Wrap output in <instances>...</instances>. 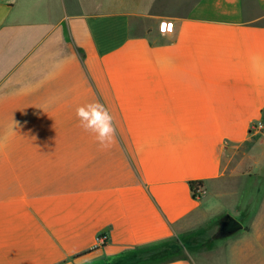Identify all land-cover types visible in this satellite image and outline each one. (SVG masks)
<instances>
[{
	"label": "crops",
	"instance_id": "obj_1",
	"mask_svg": "<svg viewBox=\"0 0 264 264\" xmlns=\"http://www.w3.org/2000/svg\"><path fill=\"white\" fill-rule=\"evenodd\" d=\"M260 124L264 0H0V264L112 261L226 216L247 224L203 264H264Z\"/></svg>",
	"mask_w": 264,
	"mask_h": 264
},
{
	"label": "rangeland",
	"instance_id": "obj_2",
	"mask_svg": "<svg viewBox=\"0 0 264 264\" xmlns=\"http://www.w3.org/2000/svg\"><path fill=\"white\" fill-rule=\"evenodd\" d=\"M147 28H149V25H134L135 33L140 32L141 29L144 30ZM260 130V133L258 132L257 134H255V137H261V135L264 133V126ZM255 157L256 159H258V157L261 158L262 151L259 150ZM247 171L248 173H252L254 175L253 178L264 176L263 166L259 169V171L253 168V166L248 168ZM262 188H264V185L262 186ZM214 218L216 217L214 216ZM221 218L222 217H218L212 221L203 220V222L197 224L193 229L188 231L189 233L187 232L185 235H180L179 238H176V240L178 239L179 242H183L186 244V248L184 249V254L186 257L191 258L197 264H203L204 260L210 259L213 254L218 252V243L222 242L225 239H228V236L220 237L218 234V222ZM242 222L244 225L247 224L245 220Z\"/></svg>",
	"mask_w": 264,
	"mask_h": 264
},
{
	"label": "trees",
	"instance_id": "obj_3",
	"mask_svg": "<svg viewBox=\"0 0 264 264\" xmlns=\"http://www.w3.org/2000/svg\"><path fill=\"white\" fill-rule=\"evenodd\" d=\"M193 196L203 186L201 181L190 183ZM186 244L178 239H171L151 243L140 247L131 254L112 261H103L92 264H166L178 259L188 258L184 254Z\"/></svg>",
	"mask_w": 264,
	"mask_h": 264
},
{
	"label": "clouds",
	"instance_id": "obj_4",
	"mask_svg": "<svg viewBox=\"0 0 264 264\" xmlns=\"http://www.w3.org/2000/svg\"><path fill=\"white\" fill-rule=\"evenodd\" d=\"M76 117L81 127L95 135L97 142L102 147L110 145L115 136L113 118L102 104L88 103L76 108ZM4 145L0 143V147Z\"/></svg>",
	"mask_w": 264,
	"mask_h": 264
},
{
	"label": "water",
	"instance_id": "obj_5",
	"mask_svg": "<svg viewBox=\"0 0 264 264\" xmlns=\"http://www.w3.org/2000/svg\"><path fill=\"white\" fill-rule=\"evenodd\" d=\"M243 228V223L236 217L226 216L218 222V234L220 237L235 234Z\"/></svg>",
	"mask_w": 264,
	"mask_h": 264
},
{
	"label": "built area",
	"instance_id": "obj_6",
	"mask_svg": "<svg viewBox=\"0 0 264 264\" xmlns=\"http://www.w3.org/2000/svg\"><path fill=\"white\" fill-rule=\"evenodd\" d=\"M163 29L168 33L172 32V30H173L172 22H164ZM262 128H263V126L260 124L259 126L252 127V130L255 131V130H260ZM203 193H204V187L202 186L195 193V196H196L195 198H200L203 195ZM101 240H102V242H105V238L103 236L101 237Z\"/></svg>",
	"mask_w": 264,
	"mask_h": 264
}]
</instances>
